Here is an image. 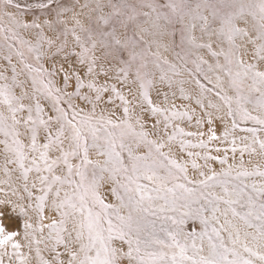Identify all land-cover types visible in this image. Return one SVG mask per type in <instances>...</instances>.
<instances>
[{
  "label": "snow or ice",
  "instance_id": "6c2138e0",
  "mask_svg": "<svg viewBox=\"0 0 264 264\" xmlns=\"http://www.w3.org/2000/svg\"><path fill=\"white\" fill-rule=\"evenodd\" d=\"M0 264H264V0H0Z\"/></svg>",
  "mask_w": 264,
  "mask_h": 264
}]
</instances>
